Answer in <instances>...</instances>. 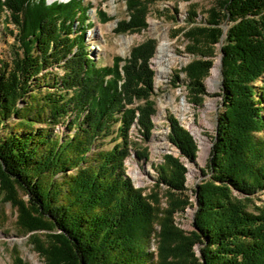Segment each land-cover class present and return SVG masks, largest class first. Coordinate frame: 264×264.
Masks as SVG:
<instances>
[{"label": "trees", "instance_id": "obj_1", "mask_svg": "<svg viewBox=\"0 0 264 264\" xmlns=\"http://www.w3.org/2000/svg\"><path fill=\"white\" fill-rule=\"evenodd\" d=\"M85 1L0 0V23L16 27L11 60L0 59V186L18 210L19 229L31 233L46 264H264V204L250 209L264 190V138L258 135L264 131V0H216L201 24L191 13L184 33L196 58L185 69L195 105L204 102V79L219 43L223 53L218 95L224 111L208 177L193 189L190 231L174 218L190 202L188 168L179 157L166 155L155 167L157 186L171 196L163 214L125 168L134 151L148 158L147 150L135 149L132 134L137 129L147 141L153 134L157 41L98 66L87 47ZM125 1L128 15L117 21L116 32L146 29L157 0ZM98 15L113 19L103 10ZM55 64L64 69L63 76L52 72L55 91L35 94L40 74ZM173 80L182 78L177 73ZM15 118L18 123L2 133ZM168 120L169 140L194 162V136L175 116ZM37 123L48 128L35 131ZM60 124L66 135L52 132ZM115 124L122 141L93 150ZM154 234L160 238L157 258L149 251Z\"/></svg>", "mask_w": 264, "mask_h": 264}, {"label": "rangeland", "instance_id": "obj_2", "mask_svg": "<svg viewBox=\"0 0 264 264\" xmlns=\"http://www.w3.org/2000/svg\"><path fill=\"white\" fill-rule=\"evenodd\" d=\"M55 1V0H54ZM216 0H157L151 5L148 14V27L140 32L117 33V21L128 15L125 0H86L88 5V19L86 25L87 47L98 66L112 65L116 56L127 58L130 56L131 49L140 43L149 39L157 41L155 55L151 59V66L155 71V83L152 99L155 101L157 112L153 117L154 127L151 138L147 141L136 129L132 137L135 141L134 147L139 150H147L148 158L139 157L134 151L126 160V172L131 176L135 186L141 188L152 201L161 209L162 213L169 208L171 196L166 186H157L156 165L164 162L166 155L179 157L188 168L187 187L185 197L189 199L184 211H179L174 218L176 226L190 231L193 228L194 214L196 211V199L193 189L196 184L202 182L208 177L205 174L209 157L211 154L215 130L220 113L224 111L222 106V97L220 93L222 76L219 73L217 81L211 82L214 67L220 62L221 43L216 46L214 57V66L208 76L204 79L207 94L204 96V102L201 106L195 105L190 100L188 88V75L186 67L193 61L195 55L187 50L188 40L185 37V31L189 27V18L191 13H197L195 24H201ZM106 11L113 19L105 22L101 21L98 12ZM229 25L225 27V32ZM10 29H8V28ZM82 25L76 23L75 28L80 29ZM12 31L16 32L14 24L0 23V59L10 61L13 52L15 38ZM160 46L166 47L167 55L162 64H158L156 56ZM221 68V65H220ZM53 73L63 76L62 66L55 64L53 69L45 70L38 85L35 94L39 92L42 96L48 92H54L55 89L49 87L53 83ZM179 74L182 80L174 82V76ZM258 81L257 85H261ZM139 103V102H137ZM175 116L181 125L194 136L198 151L194 162L183 157L179 149L169 140V116ZM18 123L15 118L8 124L4 131L12 129L14 124ZM118 124L114 126V132L104 138H100L93 150H109L116 143L122 141L117 134ZM45 123H37L33 129H47ZM75 131L73 129L72 133ZM52 132L60 136L68 133L65 124L53 127ZM264 138V131L258 133ZM20 196L27 199V194L20 191ZM264 204V190L258 192L253 197L254 206ZM18 210L7 200V194L0 186V264H46L44 255L37 249L30 238L31 233L22 232L18 225ZM158 232L161 225L156 224ZM45 239L43 232L37 234ZM160 247V238L154 234L152 236L149 251L154 253L157 258ZM199 253L198 248L196 249ZM19 259L21 262H19Z\"/></svg>", "mask_w": 264, "mask_h": 264}, {"label": "bare ground", "instance_id": "obj_3", "mask_svg": "<svg viewBox=\"0 0 264 264\" xmlns=\"http://www.w3.org/2000/svg\"><path fill=\"white\" fill-rule=\"evenodd\" d=\"M52 1H54V0H52ZM166 50L167 49L164 46H160L158 48V52H157V56H156V61H157V63L159 65L163 63L164 58L167 55V51ZM219 73H220V62H218L216 64V66L214 67L213 75H212V77L210 79L212 83H215L217 81V78L219 76Z\"/></svg>", "mask_w": 264, "mask_h": 264}, {"label": "water", "instance_id": "obj_4", "mask_svg": "<svg viewBox=\"0 0 264 264\" xmlns=\"http://www.w3.org/2000/svg\"><path fill=\"white\" fill-rule=\"evenodd\" d=\"M55 1H56V0H55ZM57 1H59V2H67V1H69V0H57ZM47 2H48V3H52V2H54V1H52V0H47ZM222 57H223V53H221V55H220V65H221L220 73H221V76L223 75V70H222Z\"/></svg>", "mask_w": 264, "mask_h": 264}]
</instances>
